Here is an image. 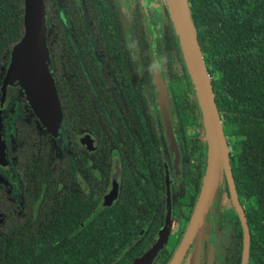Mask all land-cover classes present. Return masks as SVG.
<instances>
[{"label": "flooded vegetation", "instance_id": "af4514ba", "mask_svg": "<svg viewBox=\"0 0 264 264\" xmlns=\"http://www.w3.org/2000/svg\"><path fill=\"white\" fill-rule=\"evenodd\" d=\"M45 3L59 128L40 129L24 98H12L3 108L0 235L9 228L32 229V220L47 216L53 221L82 219L81 224L94 220L99 230L102 222L113 220L103 215L106 211L113 216L117 208L127 209L121 218L129 242L121 256L105 264H132L150 250L147 264H168L194 209L206 131L166 2ZM8 61L9 55L6 65ZM154 71L165 88L162 101ZM180 75L186 82L182 88ZM221 121L235 198L223 170L214 224L205 226L207 236L197 244L195 237L187 242L177 264H188L190 254L193 264H242L245 232L246 264H264V222L250 218L258 213L259 200L238 191L233 170L244 136ZM175 225L180 237L171 240ZM103 236L107 234L100 232L96 239Z\"/></svg>", "mask_w": 264, "mask_h": 264}, {"label": "trees", "instance_id": "16d2710c", "mask_svg": "<svg viewBox=\"0 0 264 264\" xmlns=\"http://www.w3.org/2000/svg\"><path fill=\"white\" fill-rule=\"evenodd\" d=\"M187 3L210 76L216 107L218 113L222 112L220 120L223 118L233 124L238 135L244 136L240 139L242 152L233 162L238 191L246 194L249 200H259V211L252 212L250 218L257 216L262 223L264 0H187ZM44 6L48 20L45 0ZM23 16L24 0H0V89L2 68L6 67L13 45L24 33ZM47 30L48 43V27ZM178 77V86L182 88L186 84L182 79L184 76ZM187 84L190 87L188 81ZM171 86L175 87L176 82L172 80ZM126 214L127 209L117 208L113 216L106 211L103 215L113 217V220L102 222L99 230L94 220H83L81 224L82 219L80 222L53 221L51 216L40 221L32 220V229L25 226L16 230L9 228L0 235V264L111 262L112 258L121 256V249L129 242V237L125 236L127 223L121 218ZM100 232L107 236L98 240L96 237ZM110 232L112 235L108 234ZM261 247L264 248V243ZM260 258L264 259L262 255Z\"/></svg>", "mask_w": 264, "mask_h": 264}, {"label": "water", "instance_id": "95a60500", "mask_svg": "<svg viewBox=\"0 0 264 264\" xmlns=\"http://www.w3.org/2000/svg\"><path fill=\"white\" fill-rule=\"evenodd\" d=\"M165 2L198 98L206 131L205 161L194 209L184 231L181 246L168 263L177 264L187 242L196 235L203 236L205 226L214 224L219 204L218 189L223 170L228 176L233 199L235 192L230 179L231 171L228 165L227 145L222 124L187 0H165ZM23 18V36L13 45L9 63L1 71L0 132L2 110L9 99L15 96L26 99L40 128L55 131L54 129L60 122L61 111L48 56V30L44 0H24ZM156 71L153 72V83L157 98L162 101L165 88L162 85L160 73ZM2 145L0 134V156L3 153ZM162 232L167 233V229H163ZM244 241L242 264H246L247 260L248 235L246 232ZM153 252L150 250L132 264H147Z\"/></svg>", "mask_w": 264, "mask_h": 264}, {"label": "rangeland", "instance_id": "374dc122", "mask_svg": "<svg viewBox=\"0 0 264 264\" xmlns=\"http://www.w3.org/2000/svg\"><path fill=\"white\" fill-rule=\"evenodd\" d=\"M8 63H9V61H8ZM8 63H7V65H8ZM6 65V66H7ZM17 97H20V96H15V97H12V98H17ZM12 98H10L9 99V101L12 99ZM21 98H23V97H21ZM25 99V98H24ZM26 100V99H25ZM8 101V102H9ZM8 102L6 103V105L8 104ZM3 103H5V102H3ZM5 105V106H6ZM4 106V107H5ZM2 113H3V110H2ZM1 120H2V116H1ZM59 128V124H58V126L54 129V130H56L57 131V129ZM40 129H42V130H44V131H52V129H45V128H40ZM1 130H2V127H1ZM54 132V131H53ZM0 134H1V132H0ZM2 137V136H1ZM2 142H3V139H2ZM2 148H3V145H2ZM215 229V228H214ZM180 227L178 226V225H175V227H174V230L172 231V234H171V237H170V239L171 240H175V237H180L179 236V233H180ZM214 231V230H213ZM207 236V234H203V236H200V237H198L197 235H196V237L194 238V241L196 242V244H197V242L199 241V240H201V239H203V238H205ZM182 238H183V236H182ZM177 240V239H176ZM193 251H195V256H197V254H198V248L196 249V248H194L193 247ZM185 261L186 262H188V264H193V258H192V254H190V258L188 259V255L185 257Z\"/></svg>", "mask_w": 264, "mask_h": 264}]
</instances>
